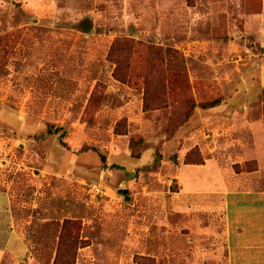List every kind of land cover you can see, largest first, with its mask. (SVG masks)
I'll list each match as a JSON object with an SVG mask.
<instances>
[{"label": "rangeland", "instance_id": "1", "mask_svg": "<svg viewBox=\"0 0 264 264\" xmlns=\"http://www.w3.org/2000/svg\"><path fill=\"white\" fill-rule=\"evenodd\" d=\"M237 204L264 0H0V264H232Z\"/></svg>", "mask_w": 264, "mask_h": 264}, {"label": "crops", "instance_id": "2", "mask_svg": "<svg viewBox=\"0 0 264 264\" xmlns=\"http://www.w3.org/2000/svg\"><path fill=\"white\" fill-rule=\"evenodd\" d=\"M238 204H242V202ZM262 205H260L262 208H259L260 210L256 213H252L254 210L238 205L240 206L238 208H240L241 215L254 216L248 218L247 222H243L241 219L233 222L232 216L238 217V215L233 209H230L229 212L232 214L229 213V242L231 246L229 259L232 264H253L256 254L262 257V264H264V204ZM257 240L261 241L262 248L259 250L253 244Z\"/></svg>", "mask_w": 264, "mask_h": 264}, {"label": "trees", "instance_id": "3", "mask_svg": "<svg viewBox=\"0 0 264 264\" xmlns=\"http://www.w3.org/2000/svg\"><path fill=\"white\" fill-rule=\"evenodd\" d=\"M65 226H66V225H63V227H62V228H63V231H64V229H65Z\"/></svg>", "mask_w": 264, "mask_h": 264}]
</instances>
